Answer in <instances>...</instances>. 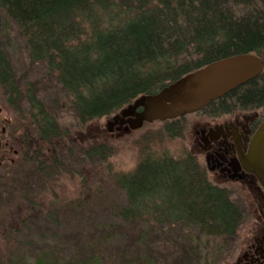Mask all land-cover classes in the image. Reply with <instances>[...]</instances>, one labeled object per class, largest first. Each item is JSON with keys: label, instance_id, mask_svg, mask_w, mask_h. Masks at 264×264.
Here are the masks:
<instances>
[{"label": "trees", "instance_id": "trees-1", "mask_svg": "<svg viewBox=\"0 0 264 264\" xmlns=\"http://www.w3.org/2000/svg\"><path fill=\"white\" fill-rule=\"evenodd\" d=\"M6 21L17 29L29 60L44 63V78L60 86L61 101L55 105H64L83 125L209 63L243 54L260 58L264 52V0H0V31ZM0 88L8 91L9 101L28 99L19 116L23 132L16 163L28 162L42 182L58 167L56 157L70 150L87 163L99 164L112 154L106 145L84 146L60 129L49 109L34 99V84H18L1 54ZM212 108L264 113V69L213 101ZM161 124L164 134L183 130L177 120ZM140 150L135 169L117 177L126 199L120 218L134 222L144 215L159 226H182L188 243L196 246L184 247L185 264L216 261L224 248L233 249L243 208L209 184L190 155L173 159Z\"/></svg>", "mask_w": 264, "mask_h": 264}, {"label": "rangeland", "instance_id": "rangeland-1", "mask_svg": "<svg viewBox=\"0 0 264 264\" xmlns=\"http://www.w3.org/2000/svg\"><path fill=\"white\" fill-rule=\"evenodd\" d=\"M6 23V32L0 31V54L17 83L34 84L36 102L49 109L56 125L75 142L84 146L103 144L112 154L99 164L87 163L70 150L71 157H56L58 167L48 182H42L34 167L28 162L18 165V155L14 154L23 132L19 116L27 111L28 99L18 96L9 101L8 91L0 88V139L8 143L0 151V264H185L184 247L196 246L188 243L189 235L184 234L182 226H159L144 215L134 222L120 218L126 199L117 177L135 169L142 147L152 156H184L191 149L189 127L193 117L186 116L184 129L174 136L164 134L159 122L129 133L107 132L106 124L119 111L79 124L64 105H55L61 97L60 86L44 78L46 65L29 60L17 29ZM260 59L264 63V52ZM227 193L246 210L234 190ZM251 221L245 213L234 248H224L223 256L206 264H235ZM198 253L201 256L196 253L197 258L202 259V252Z\"/></svg>", "mask_w": 264, "mask_h": 264}, {"label": "flooded vegetation", "instance_id": "flooded-vegetation-1", "mask_svg": "<svg viewBox=\"0 0 264 264\" xmlns=\"http://www.w3.org/2000/svg\"><path fill=\"white\" fill-rule=\"evenodd\" d=\"M186 116L193 117L189 127L191 149L186 154L201 167L209 184L226 192L234 190L236 198L246 207L243 213L253 220L248 224L235 264H264V186L243 163L255 133L264 122L262 109L224 112L212 108L210 102L196 112L175 119L183 124V129ZM7 146L0 139V151Z\"/></svg>", "mask_w": 264, "mask_h": 264}, {"label": "water", "instance_id": "water-1", "mask_svg": "<svg viewBox=\"0 0 264 264\" xmlns=\"http://www.w3.org/2000/svg\"><path fill=\"white\" fill-rule=\"evenodd\" d=\"M263 69V62L255 54L214 61L181 76L154 94L138 96L108 121L106 130L129 133L144 124L171 121L196 112L256 78ZM243 163L264 186V122L255 133Z\"/></svg>", "mask_w": 264, "mask_h": 264}]
</instances>
